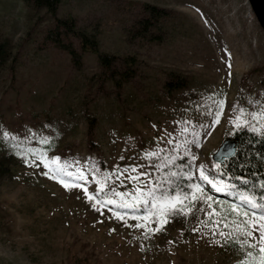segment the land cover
I'll return each instance as SVG.
<instances>
[{
	"label": "rangeland",
	"instance_id": "rangeland-1",
	"mask_svg": "<svg viewBox=\"0 0 264 264\" xmlns=\"http://www.w3.org/2000/svg\"><path fill=\"white\" fill-rule=\"evenodd\" d=\"M144 2L169 12L159 42L127 33ZM209 3L216 17L205 9ZM68 15L97 35L102 51L136 57L137 72L117 87L100 76L90 51L76 69L67 52L45 42L55 21L45 8L0 0V264H71L73 255L89 264H238L247 250L218 242L215 233L224 229L214 224L222 212L227 216L230 203L241 207L240 196L248 193L238 181L246 179L217 173L213 155L236 131L251 130L230 122L235 110L244 108L249 119L264 110V29L249 0H60L57 16ZM170 71L184 78L183 88L166 89ZM219 100L225 103L214 124ZM255 126L264 128V118ZM30 149L44 150L49 166L38 159L33 166ZM189 154L197 158V176L198 166L207 165L231 186L227 195L209 185L214 200L222 202L212 205L214 216L207 207L195 215H171L161 231L146 234L134 225L157 226L151 204L133 210L120 203L131 202L138 187L147 195L165 174L189 164ZM170 157L174 167L165 163ZM57 167L63 173L53 179ZM61 179L84 187L66 188ZM172 179L174 184L157 191L174 194L179 185L186 192L196 181ZM101 183L105 187L96 191ZM96 200L104 203L94 208ZM116 212L126 218L117 219ZM242 219L228 217L237 224Z\"/></svg>",
	"mask_w": 264,
	"mask_h": 264
},
{
	"label": "snow or ice",
	"instance_id": "snow-or-ice-1",
	"mask_svg": "<svg viewBox=\"0 0 264 264\" xmlns=\"http://www.w3.org/2000/svg\"><path fill=\"white\" fill-rule=\"evenodd\" d=\"M219 105L215 113L214 124L219 123V118L221 112L223 110V106L225 101L219 100L216 102ZM249 114L246 112L244 108H239L234 112V118L230 122L236 125L237 130L242 127H248L253 132H264V128L256 127L255 123L259 118H264V110L259 112H252L250 114V119L246 118ZM207 135V133H205ZM42 143H47V140H42ZM164 143H168V141H164ZM198 143V142H197ZM185 148H187V144H185ZM30 153H35V159L32 160L33 166H36V160L41 161L45 167L49 166V160L46 158V153L44 150L37 151L35 149H30ZM20 155H24V153H19ZM148 157L158 156L157 152H148L146 153ZM191 155V154H189ZM53 161H58L60 157H52ZM196 156L191 155V162L187 165H183L181 170L172 171L170 173L165 174L162 180L158 184H153L150 189L147 190V195H145V189L138 187L136 192L138 195L133 196L131 198V202H121L120 207L128 208V209H136L143 203V205L147 206L149 203L151 204L150 209V217L152 221L157 225L154 228H149L147 223L144 224H136L135 227L144 228L146 230V234L155 233L161 231L162 228L160 225L168 223V216L176 215V216H186V215H195L196 211L207 207L212 210L207 214L209 216H214L216 209L212 207L213 204H221V201L214 200V197L209 193L207 187L210 185L211 189H214L217 192L224 191L226 188L231 187L230 185H226L219 178V175H212L208 169V166L201 163L198 166V176L197 172L193 170V164L196 161ZM227 156H225V163L227 162ZM26 163L28 161H25ZM167 164L175 166V157H170ZM165 163H162L160 167H164ZM136 167H139L137 165ZM216 172L219 173L221 171V165L217 164L215 166ZM135 170V169H133ZM56 175L53 176V179H56L63 173V167H57L55 169ZM47 174V173H46ZM71 175V173H68ZM141 176H147V172H141ZM187 177L189 181L193 180V177L196 178L195 182H190L187 185V191L185 192L179 185L176 186L174 194H170L167 191H157V189H165L166 186H171L175 183L172 177ZM130 179L136 180L138 177L132 176ZM80 179H85L84 175H80ZM159 179V178H157ZM202 182V183H201ZM60 183L64 185V187H84L83 184H71L65 182V180L61 179ZM99 183V182H98ZM264 187V183L260 185ZM105 187L104 184H100V187L96 189V191H101ZM87 191V189H85ZM117 195L123 197L124 193H117ZM93 194L88 195V199H94ZM240 200L242 202L241 207L238 208L235 203H230L225 211L227 212V216L224 213H221V219L214 224V227H221L224 231H219L215 233L221 237V241L228 244H232L234 249H246L244 252V259L239 261L238 264H264V203H260L254 196L241 195ZM104 201L96 200L92 206L95 208L97 204H103ZM108 204H116L117 201L115 199L107 200ZM199 206V207H198ZM259 210V213L257 212ZM235 214L237 217H242L243 219L240 223H235L233 221H229L228 217ZM117 219L124 220L126 218V214H121L120 212L115 213ZM134 219H143L147 221L149 219L148 216H134ZM197 229L193 228L192 231H196Z\"/></svg>",
	"mask_w": 264,
	"mask_h": 264
},
{
	"label": "trees",
	"instance_id": "trees-1",
	"mask_svg": "<svg viewBox=\"0 0 264 264\" xmlns=\"http://www.w3.org/2000/svg\"><path fill=\"white\" fill-rule=\"evenodd\" d=\"M36 8H45L54 18V23L47 28L44 40L70 55L76 69L83 67V55L86 51L97 55L101 66V74L106 80H111L115 86L122 87L137 72L136 57L126 55L123 57L104 52L96 34H90L77 26L73 16L58 17L57 11L60 0H25ZM141 14L138 15L128 28L130 39H138L153 43L161 41L163 35L160 29L162 20L169 16V12L161 7L149 3H142ZM165 87L168 91L181 89L186 85L184 78L175 72H168ZM93 120H91L92 122ZM237 140L235 155L221 165V173L225 177L235 179L244 177L240 182V189H245L249 196H254L258 202L264 201V137L248 129L236 131ZM71 264H89L87 258L71 256Z\"/></svg>",
	"mask_w": 264,
	"mask_h": 264
},
{
	"label": "water",
	"instance_id": "water-1",
	"mask_svg": "<svg viewBox=\"0 0 264 264\" xmlns=\"http://www.w3.org/2000/svg\"><path fill=\"white\" fill-rule=\"evenodd\" d=\"M249 2L260 25L264 29V0H249ZM236 150L237 140L234 137H228L221 143L213 155V159L217 163H222L225 160V156H227V158L232 157L235 155Z\"/></svg>",
	"mask_w": 264,
	"mask_h": 264
},
{
	"label": "bare ground",
	"instance_id": "bare-ground-1",
	"mask_svg": "<svg viewBox=\"0 0 264 264\" xmlns=\"http://www.w3.org/2000/svg\"><path fill=\"white\" fill-rule=\"evenodd\" d=\"M212 1H213V0H212ZM197 3H198V2H197ZM200 4H201V2H200ZM210 4H211V3L207 4V5H206L207 8H205V9H207V11H209V12H211V11H210V7H208ZM213 4H214V2H213ZM204 7H205V5H204ZM220 7H221V6H220ZM213 11H214V10H213ZM220 11H222V10H220ZM211 13H212V12H211ZM208 14H209V13H208ZM212 14H214V13H212ZM215 15H216V14H214V16H215ZM221 15H222V13H221ZM215 17H216V16H215ZM222 22H223V21H222ZM223 23H224V22H223Z\"/></svg>",
	"mask_w": 264,
	"mask_h": 264
}]
</instances>
